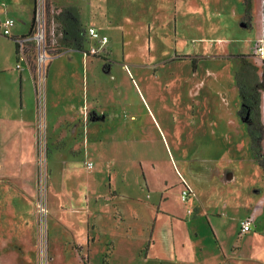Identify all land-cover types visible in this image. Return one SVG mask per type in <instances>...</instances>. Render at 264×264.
<instances>
[{
    "label": "rangeland",
    "instance_id": "rangeland-1",
    "mask_svg": "<svg viewBox=\"0 0 264 264\" xmlns=\"http://www.w3.org/2000/svg\"><path fill=\"white\" fill-rule=\"evenodd\" d=\"M33 6L35 89L27 76L22 115L0 101V264H264V209L239 234L264 176L234 57L264 67L262 0L249 29L243 0H0L10 32L29 34ZM68 6L80 51L59 45ZM260 109L264 126V92Z\"/></svg>",
    "mask_w": 264,
    "mask_h": 264
},
{
    "label": "trees",
    "instance_id": "trees-1",
    "mask_svg": "<svg viewBox=\"0 0 264 264\" xmlns=\"http://www.w3.org/2000/svg\"><path fill=\"white\" fill-rule=\"evenodd\" d=\"M244 15L243 21L246 28H250V0H243ZM48 11V10H47ZM48 13V12H47ZM36 9L33 6V16L27 36H21L18 39H26L35 27ZM55 21L62 29V36L59 39V45L62 48L80 51L83 44V28L80 13L77 7L68 6L62 8L54 16ZM263 17V48H264V0H262ZM16 53H19V46L16 43ZM187 56H181L185 58ZM239 60V67L235 72V83L240 99V118H247V134L250 140V150L256 163L262 170L264 176V126L261 121V94L264 92V67L261 72L258 68L248 61V56L235 55ZM264 63V60H263ZM196 59H192V69H196ZM84 261L83 264H86Z\"/></svg>",
    "mask_w": 264,
    "mask_h": 264
},
{
    "label": "crops",
    "instance_id": "crops-1",
    "mask_svg": "<svg viewBox=\"0 0 264 264\" xmlns=\"http://www.w3.org/2000/svg\"><path fill=\"white\" fill-rule=\"evenodd\" d=\"M1 36L5 43L1 44L4 46V51H0V101L3 107V112L9 109L10 104H14L13 109L19 107V110L17 109L18 114L22 115L24 108H26L23 89L25 81L27 80V76L31 78V84L33 89H35V85L32 80L28 64L22 59L20 53H16V43L19 46L20 51V45L17 42V39L21 36H17L16 34H13L10 31L9 35ZM1 91L5 93V96H2ZM24 160L25 158H23L21 155V163L24 162ZM261 199L263 200L262 208L261 211L257 213L258 209L256 207ZM263 209L264 192L262 194V198H258L254 205L250 206L249 208H246V210L250 212H247L245 217L250 214H253L255 216L256 225V218L263 213Z\"/></svg>",
    "mask_w": 264,
    "mask_h": 264
},
{
    "label": "built area",
    "instance_id": "built-area-1",
    "mask_svg": "<svg viewBox=\"0 0 264 264\" xmlns=\"http://www.w3.org/2000/svg\"><path fill=\"white\" fill-rule=\"evenodd\" d=\"M39 18V16H38ZM38 22V34L35 37L39 44L41 43V40L43 39V29L44 28V19H43V15H42V20H37ZM15 24V20L12 19L11 17L7 16V15H2L0 14V33H2V35L7 36L9 35V31L10 28ZM86 35L87 37H89L92 40L95 41H100L102 43V45H105L107 43V39L105 38H100L98 36V33L96 31V29L89 27L86 30ZM28 41H30V38H26V39H17V42L20 45V48H22ZM260 46H257L255 54L259 55L261 58H264V48H263V44H262V40H260ZM41 52V50H40ZM92 52H95V49L92 50ZM40 59H42V55L40 57ZM190 190L188 188H185L182 193H181V197L183 200L187 199L190 196ZM41 212L42 215L43 213H45L43 206L41 208ZM255 225V216L253 214H250L248 216H246L244 219H242L239 223V234L240 235H244L249 233ZM43 229V227H42ZM42 257H43V248H42Z\"/></svg>",
    "mask_w": 264,
    "mask_h": 264
},
{
    "label": "flooded vegetation",
    "instance_id": "flooded-vegetation-1",
    "mask_svg": "<svg viewBox=\"0 0 264 264\" xmlns=\"http://www.w3.org/2000/svg\"><path fill=\"white\" fill-rule=\"evenodd\" d=\"M240 110V109H239ZM239 116V115H238ZM242 119V118H241ZM243 120H245L246 122H248V119L247 118H244ZM248 125H249V122H248ZM247 125V126H248Z\"/></svg>",
    "mask_w": 264,
    "mask_h": 264
},
{
    "label": "water",
    "instance_id": "water-1",
    "mask_svg": "<svg viewBox=\"0 0 264 264\" xmlns=\"http://www.w3.org/2000/svg\"><path fill=\"white\" fill-rule=\"evenodd\" d=\"M39 57H41V52H39Z\"/></svg>",
    "mask_w": 264,
    "mask_h": 264
}]
</instances>
